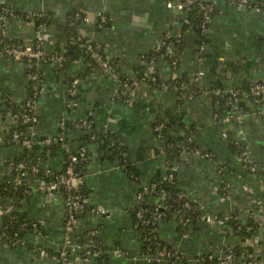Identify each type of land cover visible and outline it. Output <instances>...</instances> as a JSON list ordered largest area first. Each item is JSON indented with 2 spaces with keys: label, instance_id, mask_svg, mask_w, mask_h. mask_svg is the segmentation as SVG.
Returning <instances> with one entry per match:
<instances>
[{
  "label": "crops",
  "instance_id": "obj_1",
  "mask_svg": "<svg viewBox=\"0 0 264 264\" xmlns=\"http://www.w3.org/2000/svg\"><path fill=\"white\" fill-rule=\"evenodd\" d=\"M179 1L0 0V33L13 43L33 45L38 36L45 50L64 53L84 37L107 59H117L118 73L116 77L114 69L100 65L87 70L82 54L62 67L0 57V187L4 184L0 223L3 216L15 212L37 225L35 230H26L23 244L11 246L0 240V264H60L57 255L66 241L63 192H42L39 184L43 177L63 170L67 155L79 148L88 155L79 183L88 210L77 214L65 264H170L145 258L144 234L132 209L140 189L165 179L171 169L175 185L203 217L225 219L223 224L196 219L183 225L175 214L159 217L158 237L181 257L171 264H197L199 257L220 264L214 260L232 247L247 248L264 260V108L240 96L237 104L242 120L221 122L213 114H223L226 109L211 94L215 88L246 93L250 83L264 81V0H251L262 2L259 11L227 0H208L212 12L205 33L183 28L182 16L187 12L176 7ZM73 12H81L92 22H70L68 16ZM98 14L104 17L103 23ZM41 15L42 23L37 22ZM165 34L182 41L179 47H167L154 61L156 74L170 78V60L175 57L176 76L187 81L195 78L202 92L187 99L176 90L141 82L129 96L120 78L137 81L138 73L147 68L143 55ZM30 70L40 78L34 108L37 122L30 139H59L63 134L61 147L38 166L43 177L28 168L19 174L14 159L25 146L8 141L14 126L9 112H21L32 94ZM74 78L78 79L77 105L71 108L68 89ZM166 113L177 120L170 125L173 133L190 135L200 150L212 155L211 160L184 151L169 161L153 125ZM79 118L97 129L96 138L112 134L118 143L117 155L110 156L97 141L80 140V134L89 130L64 132V125H75ZM244 150L253 164L251 169L241 156ZM223 181L229 183L226 197L221 195ZM143 201L155 207L166 204L157 193L146 195ZM8 204L12 210L2 213ZM231 216L236 224L230 222ZM246 225L254 226L249 235L242 232ZM239 259L238 264H244L246 256L241 254Z\"/></svg>",
  "mask_w": 264,
  "mask_h": 264
},
{
  "label": "built area",
  "instance_id": "obj_2",
  "mask_svg": "<svg viewBox=\"0 0 264 264\" xmlns=\"http://www.w3.org/2000/svg\"><path fill=\"white\" fill-rule=\"evenodd\" d=\"M227 1L230 4H233L236 6H245L248 9L254 10V11H259L262 6V2H258V1H251V0H227ZM194 2L195 0H183V1L181 0L179 1V3L176 4V7L179 8L180 10H183L184 12H187L188 14V12L194 8L193 6ZM198 9L201 12L202 17H203L200 32L205 33L207 30V24L210 21L211 7L208 5H200ZM2 11L3 13H6L7 8L5 6L2 7ZM68 19L70 20V22H73V23L84 22L86 24H90L92 22V20L89 17L82 14L81 12H73L72 14L68 16ZM97 19L99 20L100 23L104 22V17L101 14L97 15ZM182 22L189 23L186 16H184ZM0 32L2 33L1 30ZM169 37L170 36L168 34H165L161 38L157 46H155V48L159 49L161 45L166 44L164 39L169 38ZM86 41L90 42L91 40L86 38ZM96 48H99V47L96 45ZM86 50L87 51L92 50L91 46L86 45ZM94 55H95L96 60L99 62L102 68L114 69V67H112L107 61H102L100 56L97 53H95ZM0 57L9 58V59L16 60V61H24L28 64L30 63V64H35V65H38L41 63L58 64L65 60V56L63 52H59L55 50L54 51L45 50L40 41V37L38 36L33 45H18L15 43H10V42L2 40L0 42ZM153 63H154V60H149L147 62V68L143 72L144 78L137 80V81H129V80L121 81L122 86L128 91L129 96H131L134 93L135 89L139 86L141 82L155 81L156 72L153 67ZM170 63H171L172 72H173L172 77L174 76L176 77V71H175L176 63H177L176 58L172 57L170 60ZM114 72H115L116 77H118V73L115 69H114ZM28 78L32 82L31 83L32 94L26 99L24 103V108H25L24 111L9 112L10 114L8 113L14 122L13 130L11 132V139L17 140L22 135H24L23 142L26 145L29 144L28 137L31 138L33 136V127L35 123L37 122V117L35 115L34 108H35V101H36V98L39 92V86H38L39 74L30 71L28 73ZM195 83H196L195 78H193L191 81H188L187 83L180 82L179 84L180 88L187 90V94H188V95L186 94L185 96H183V98L191 99L195 97L194 95L198 90ZM77 84H78V79L76 78L72 79L69 89H68V94L70 97L69 106L71 108H74L77 105V91H78ZM211 94L212 96H215L217 98L224 96L225 94H228V96L225 97V99L223 100L224 105L227 108V111L224 112L223 114H217V113L213 114V119L220 120L221 122H231V121L240 122L242 120V114L239 111L238 104H237L238 102L237 100L240 96L248 97L253 102L263 106L264 108V105H263L264 104L263 103L264 102V82L254 83L246 93L240 94L236 90L233 92H224L222 89L215 88L211 90ZM20 124L26 125V128L24 131L22 130V127L20 126ZM75 127L77 129L89 130L90 121L84 118H79L75 122ZM161 128H162V124H159L158 126L155 127L157 131H160ZM157 136L158 138H161L160 134H157ZM59 140L60 141L63 140V134L59 137ZM47 142L49 141L45 140L42 143H47ZM192 154H198L207 160L212 159V155L208 151L196 149L192 152ZM84 156H85V151L83 148L79 149L77 153H69L67 155V164L64 166L63 170L56 174H53L50 179H47V180L42 179L39 184V188L47 192H53L57 190H61L63 192L64 210L66 214L65 224H64L65 233H66V241L61 246L58 252V255H57V257L59 258L60 264H65L66 262L67 243L72 234L73 228L75 227V224L77 221V214L84 211L85 209V200L83 199V196L78 192V188H77L78 184L81 181V177L74 169L75 163L78 160L83 159ZM241 156L243 157L245 162L249 165L248 167L250 169L253 168V164L251 163L249 155L245 150L241 152ZM15 167H16L15 169L19 172V174H22V175L24 174V171L26 170V168H28L30 172L32 173H39V167L34 164L32 165L30 164L27 166H25L24 164H19ZM222 170L223 168L219 166L218 171H217L218 174L221 175ZM173 171L174 169H171L169 173V178L172 177ZM17 182H19V179H17L14 183L16 184ZM154 186H155L154 184L143 186L137 194L136 204H140L143 201V196H142L143 192L148 191V190H152L153 192H156L154 190ZM228 188H229V183L223 181L222 187H221L222 189L221 195L223 197H226ZM164 208H166V206H163V204L156 206V209L160 211L157 214L158 217L161 216ZM183 209H188L192 211V213L194 211V209L190 206V203L188 201H185L183 203ZM11 210H12V207L10 206V204H8L3 207L2 213L9 214ZM143 211L144 210L140 208L136 212V216L140 218ZM174 211L175 213H179L180 209H174ZM197 220H204L206 222L216 221L220 224H223L225 222V219H222L220 217H215V218H211L208 216L203 217L202 214ZM192 221H193V218L191 216V213L181 218V223L183 225H188ZM29 226L31 229H34V230L37 228V225L35 224V222L30 223ZM155 238L157 237H156V233L154 230H150L147 236L146 235L144 236V241H146L147 244L150 245V246H147V249L153 246L152 244L155 242L154 241ZM0 240L2 241L6 240V233L0 234ZM23 243L24 241L20 242V244H23ZM157 246H156L154 253L144 252L145 258L148 257L149 260L151 259V260H157V261L158 260L168 261V260H174L175 258H177V256H175V254L170 249H167L165 247L159 248V246L158 247ZM45 255L49 256V254L47 253H45ZM247 255L250 257L251 254L247 253ZM233 260H234V256L230 248H226L224 250L223 256L220 258L219 263L220 264H231ZM244 264H264V260L253 261V260H247L246 258V261Z\"/></svg>",
  "mask_w": 264,
  "mask_h": 264
},
{
  "label": "trees",
  "instance_id": "obj_3",
  "mask_svg": "<svg viewBox=\"0 0 264 264\" xmlns=\"http://www.w3.org/2000/svg\"><path fill=\"white\" fill-rule=\"evenodd\" d=\"M200 5L210 6V2L208 0H195L194 5H193L194 8L191 9L187 15H185L186 18L188 19L189 23H185V22L183 23L182 22L183 28L192 29L195 32H200L201 23H202V19H203L202 14L198 9L200 7ZM2 7H4V6H2ZM210 12H212V10ZM25 18H26V16H25ZM35 18H37V17H35ZM41 18H42V15L37 18L38 19L37 22L42 23L43 19H41ZM183 18H184V16H182V19ZM79 39L80 40L75 42V44H71L68 46V49L64 52L65 60L61 63H58L57 64L58 67H62L64 65H66L67 63H69L70 61H72L73 59H77V58L81 57L80 54H82L83 61L87 64V66H88L87 70H89V68L91 66H99L100 65L99 62L96 60L95 55H94L95 53H97L100 56L102 61H107L112 67H114L115 70H117L116 69V67H117L116 60L117 59L116 60L107 59L103 55L102 51L99 48H96V46L94 45V43L92 41L87 42L86 38H84V37H81ZM2 40L13 43L12 40L7 39L6 37H4L3 35L0 34V42ZM164 40H165L166 44L161 45L159 49L154 47V49L150 50L149 52H147L146 54L143 55L142 59H143L144 63L148 62L149 60L155 61L159 56H161L165 52V49L167 47H170V46L179 47L181 44L182 38L181 37L174 38V37L170 36L169 38H165ZM86 45H90L92 50L87 51ZM167 45H169V46H167ZM81 48L82 49L84 48V52L81 50ZM143 65L141 67H143ZM31 70H32V68H31ZM137 78H138V80L144 78L143 71H140L138 73ZM123 80H125V79H122V77H121L120 81H123ZM180 82L187 83L188 81L184 77H177V76L176 77L171 76L168 79H164V78L159 77L157 74L155 75V81H153V82L146 81V83H149L152 87L157 88V89L176 90L180 94V97L182 98L183 96H185L187 94V90L180 88V86H179ZM257 82H264V81H257ZM254 83H256V82H254ZM254 83H250L248 85V87L250 88ZM197 89L198 90L194 96H197L202 92L198 87H197ZM238 92L240 94L242 93L240 91H238ZM227 96H228V94H225L224 96H221L219 98L212 96L214 102L215 101L219 102V105L221 107H223L224 109H226L225 112L227 111V108L225 107L223 100ZM15 109H17V108L14 107V110ZM24 109L22 108V109H20V111L21 110L24 111ZM165 115H166V117H164V118H157L154 121L153 125H154V129H155L156 126H158L159 124H162L161 130L157 131L155 129V131H156V134L161 135L160 140L163 142V150L166 153L169 161L171 159H174V158L176 159L177 157H181L183 155L184 151L192 153L194 150H196V149L198 150L199 146L194 144L193 139L190 135L189 136L188 135L182 136V135L178 134L177 132L173 133V130L171 129L170 125L172 126V124H175L177 120L173 116L168 115L167 113ZM20 126L22 127V130L24 131L26 128V125L20 124ZM74 128H76L74 125V122L70 123V124H66V125H64V132L65 131H66V133L70 132ZM96 135H98L97 129L91 127L89 129L88 134L82 133V134H80L79 137H80V140L83 139V140L88 141V142H94V141L99 142V145L102 146V149H106L107 152L110 153L109 154L110 156H116L117 151H118L117 139L110 133L109 134L108 133L100 134L99 138H96ZM28 139H29L28 145L24 144V142H23L24 135H22L17 140H12L11 139V131H10V133L8 135V141L10 143L23 144L25 146L21 155L18 158L14 159V165L24 164L25 166H27L30 164L31 165L34 164V165L40 166L39 165L40 162L45 161L49 157H51L53 155V153H55V151H57L61 147V144H62V141H60L57 137H55L52 140H50L46 137H40L37 140L30 139L29 137H28ZM45 140H48L49 142L42 143ZM77 152L72 151L71 153H77ZM87 157H88V155H87V153H85L84 158L81 160H78L74 165V169L79 175H81L80 172H81V169L83 168V166L85 165V163L87 161ZM66 164H67V162H66ZM39 171H40V168H39ZM60 171H62V170H60ZM56 173H58V172H55V174ZM169 173L165 179L154 180L151 183V184L155 185L154 190L156 192H153L152 190H148V191L143 192L142 196L145 197L148 194H155V193L164 196V202L166 203V209L162 212L161 216L164 215L165 213L168 215L169 214H175L180 223H181V218L189 215L190 213H191L193 220L198 219L201 215L199 208L195 204H193V202L188 200L185 197L184 192L181 191L175 185L174 173L172 174L171 178H169ZM38 175L43 177L42 174H40V172ZM50 178H51V176L50 177H43V179H46V180L50 179ZM3 188H4V184H2V186L0 187L1 193H4ZM77 188H78V192L83 196V199L85 200V196L82 194V191H81L82 186L80 184H78ZM19 190H20L19 192H22L21 189H19ZM185 201H188L190 203V206L194 209L193 213H192V211H190L188 209H183V203ZM140 208H142L144 211L142 212V215L139 218L136 216V212ZM174 209H180L179 213H175ZM87 210H88V208H87V205L85 203L84 211L80 212L78 215L86 212ZM132 210H133V217L135 219V222L141 228L144 236L145 235L147 236V234L150 230H154L156 233L157 238H155V240H154L155 242L152 244L153 246H151L149 249H147V246H150V245L147 244V242L145 241L144 246H143L144 252L154 253L157 245L159 246V248L165 247V248L169 249V247L166 245V243H164L163 240H161L158 237L157 232H156L157 220L161 216H159V217L157 216V214L160 211L158 209H156L155 205H148V204H146V202L142 201L140 204H135L134 208ZM231 219H232V221H230V222L232 224L233 223L236 224V220L233 216H231L229 218V220H231ZM28 228H30L29 221L25 217L18 215V213L16 214L15 212H11L9 215L3 216L2 222L0 223V234L6 233V240H4V241L8 245L14 246V245L20 243L21 241H23L22 237L25 235L26 230ZM253 229H254L253 225H251V226L248 225L246 228H242V232L246 235H249ZM230 250L234 256V260L232 261L231 264H238L240 262L239 257L241 254L245 255L247 260H253V261L259 260V258L255 257L253 255H250V257H249L247 255V253H249L247 248L238 249V248L232 247V248H230ZM172 252L175 254V256H177V258H175L174 260H168V263H170V264L173 263L174 261L181 260L180 255H178L174 251H172ZM101 257H104V256H101ZM202 258H200V257L197 258V264H210V263H212L211 259L207 258L209 261H206L207 260L206 257H202ZM214 261L219 262L220 259H217Z\"/></svg>",
  "mask_w": 264,
  "mask_h": 264
},
{
  "label": "water",
  "instance_id": "obj_4",
  "mask_svg": "<svg viewBox=\"0 0 264 264\" xmlns=\"http://www.w3.org/2000/svg\"><path fill=\"white\" fill-rule=\"evenodd\" d=\"M226 135H227V137H226V140L228 141V142H230L231 141V138L229 137L230 135L228 134V133H225ZM42 190V192H45V190H43V189H41ZM166 204H163V206H165ZM161 209H163V208H161ZM58 264V263H57Z\"/></svg>",
  "mask_w": 264,
  "mask_h": 264
}]
</instances>
